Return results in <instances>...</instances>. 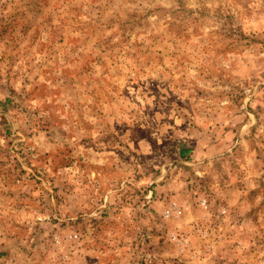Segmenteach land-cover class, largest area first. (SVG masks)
<instances>
[{
    "label": "rangeland",
    "instance_id": "obj_1",
    "mask_svg": "<svg viewBox=\"0 0 264 264\" xmlns=\"http://www.w3.org/2000/svg\"><path fill=\"white\" fill-rule=\"evenodd\" d=\"M0 264H264V0H0Z\"/></svg>",
    "mask_w": 264,
    "mask_h": 264
},
{
    "label": "crops",
    "instance_id": "obj_2",
    "mask_svg": "<svg viewBox=\"0 0 264 264\" xmlns=\"http://www.w3.org/2000/svg\"><path fill=\"white\" fill-rule=\"evenodd\" d=\"M247 194L245 191H241V190H237V192L235 193V195H233V214H234V226L233 228L238 229L239 228V224L241 223L242 219L239 218L240 215H242L241 213H239V211L242 209L241 206L246 203L249 204V197L246 198ZM226 208V209H225ZM226 213L229 212L228 207H223L222 208ZM222 212V211H221ZM238 238L236 236H234V240L238 242L237 240Z\"/></svg>",
    "mask_w": 264,
    "mask_h": 264
},
{
    "label": "built area",
    "instance_id": "obj_3",
    "mask_svg": "<svg viewBox=\"0 0 264 264\" xmlns=\"http://www.w3.org/2000/svg\"><path fill=\"white\" fill-rule=\"evenodd\" d=\"M200 206L204 210L209 209L208 198L206 196L200 199ZM182 213H183V210L181 209V207L178 206L177 203H173L172 206H170L169 209L165 211V216L169 218L171 216L181 215ZM222 213L225 214L226 212L222 209ZM174 241H176V243L180 246V245H183L185 243L184 241L186 240L183 238L178 239V237L174 235Z\"/></svg>",
    "mask_w": 264,
    "mask_h": 264
},
{
    "label": "trees",
    "instance_id": "obj_4",
    "mask_svg": "<svg viewBox=\"0 0 264 264\" xmlns=\"http://www.w3.org/2000/svg\"><path fill=\"white\" fill-rule=\"evenodd\" d=\"M182 154L184 155V154H185V152H184V151H183V152H181V155H182Z\"/></svg>",
    "mask_w": 264,
    "mask_h": 264
}]
</instances>
